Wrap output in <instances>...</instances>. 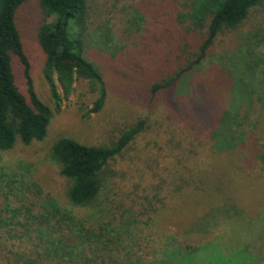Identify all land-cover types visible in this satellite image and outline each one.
<instances>
[{"label": "trees", "instance_id": "16d2710c", "mask_svg": "<svg viewBox=\"0 0 264 264\" xmlns=\"http://www.w3.org/2000/svg\"><path fill=\"white\" fill-rule=\"evenodd\" d=\"M33 1L0 0V156L18 144L29 148L43 142L54 114L60 111L59 102L70 97L76 85L85 83L93 98L84 117L100 113L107 101L106 84L98 67L106 69L107 65H99L87 55L93 7L90 0H36L42 18H53L49 23L42 22L37 39L45 58L43 74L54 111L49 100L44 102L37 96L16 24L19 9ZM263 12L264 0H185L172 18L174 25L185 29L172 51L174 59H170L175 63L167 59L166 74L150 85L151 89L143 86V91L149 88L152 98L161 91H167L169 98L174 96L176 85L182 81L187 84L188 75L195 73L221 37L235 39L238 46L239 37L243 38L242 47L236 48L240 57L231 58L235 74L241 75L229 82L227 90L225 85H218L220 96L210 89L205 91L208 94L190 101L187 116L200 119L209 129L201 153L204 159L189 176L182 172L181 184H176L173 176L168 178L162 206L143 209L142 217L147 215V222L138 236L142 243L134 244L138 253L128 254L124 247V236L128 235L123 200H113L103 212L101 194L119 159L131 150L138 136L150 130L145 118L127 131L116 133L106 145H86L65 137L52 146V160L65 180V199L73 208L97 212L98 221L93 222L92 217L79 219L35 181L16 175L0 177V264H259L264 258V210L259 213L257 206H251L257 194L251 187L264 172V52L260 39L264 20L255 22L252 18ZM133 21L136 27L142 23L139 16ZM103 29L105 22L99 21L94 27L95 31ZM203 31L202 43L190 52L189 48L194 47L183 42L186 36ZM16 64L23 68L19 81L23 89L14 73ZM200 86L193 91L197 93ZM222 99L227 105L221 109ZM252 106H257V116L249 126L253 134L250 137L238 120H243L245 113L253 117L248 112ZM209 159L214 160L210 165ZM202 162H206L204 169L218 174L214 182H201L197 173ZM157 175L161 176L158 184L168 177L161 172ZM174 198L178 203L170 205ZM171 216L173 220L189 218L183 222L186 237L210 235L224 220L231 223L233 232L245 231L249 242L226 248L218 239L189 246L182 239L158 237L157 219L171 220Z\"/></svg>", "mask_w": 264, "mask_h": 264}, {"label": "rangeland", "instance_id": "374dc122", "mask_svg": "<svg viewBox=\"0 0 264 264\" xmlns=\"http://www.w3.org/2000/svg\"><path fill=\"white\" fill-rule=\"evenodd\" d=\"M90 1L93 7L92 18L89 20L91 34L87 55L99 65L101 62L104 66L107 65L106 69L102 68V65L98 66L103 74L108 94L104 108L98 114L84 117L88 109L92 107L93 98L89 96L85 83L76 85V91L59 102L60 111L54 114L48 128V136L43 142L34 143L29 148L18 144L12 151L0 156V177L16 175L18 178L35 181L51 192L60 205L74 211L79 219L86 220L92 217L93 222L98 221L100 216L97 212L94 213L91 209L73 208L65 199V180L59 175V168L52 160V146L57 140L65 137L86 145H106L119 131H127L138 120L147 119L150 130L138 136L133 148L131 147L123 159H119L112 172L108 174L104 193L101 194V202H104L101 205L103 212L113 200H123L122 214H124L123 219H126L124 228L127 227L128 235L124 236V247L128 248V254H134L136 251L139 252L134 244L142 243V240H138V236L145 229L144 224L147 222V215L142 217L143 209L149 211L162 206L167 193L165 186L168 178L173 176L176 184H181L179 178L182 177V172H186L189 176L190 172L198 168L200 161L204 159V156L201 158V153L208 140L209 129L200 119L191 115L187 116L190 114L187 108L190 101L203 96L205 91L210 92V89L220 96L218 85H225L227 90L229 82L233 78H239L241 74H235L231 58L240 57L236 54V50L242 47L240 45L244 41L242 37H239L240 45L238 46L235 39L221 37L195 73L192 76L188 75L187 84L185 85L182 81L176 85L175 89V86L172 87L176 94L171 90L170 92L174 93V96L169 98L167 91H161L152 98L148 93L151 89L150 85L158 82L166 74V66H169V63L166 64L167 59L171 57L174 59L172 51L175 52L182 35L185 34V29L174 25L172 21L185 0ZM137 16L142 20L139 27L133 25V19L135 20ZM52 19V16L42 18L36 0L31 5L20 8L16 18L23 50L29 64L30 79L35 93L44 102L49 100L50 87L43 74L45 58L38 43L37 33L42 22L49 23ZM252 19L255 22L259 19L264 20V12L255 14ZM99 21L105 22V29L95 31L94 27ZM128 21H132V25ZM261 32L263 33L260 38L261 46L264 52V24ZM204 33L203 31L186 36L183 42L194 47L191 48L193 50L189 48L190 52H194V49L202 43ZM99 39L101 44L97 41ZM106 39L107 42H105ZM173 59L170 60L175 63ZM175 65L177 67L180 62ZM22 69L20 64L14 66L20 89H23L19 83ZM217 81H220V84H216ZM200 83L201 86L195 93L193 90ZM143 86L150 89L143 91ZM58 92L62 95L61 90ZM178 93H180L179 97L175 96ZM49 105L54 111L55 107L51 100ZM226 105L225 100L219 101V108L222 109ZM176 107L184 108V110L176 109ZM256 107L252 106V111L248 110L253 117L250 118L249 114L245 113L243 120H238V124H243V130L248 132L250 137L253 134L249 126L255 122ZM193 109L196 111V108ZM250 137L246 139L253 141ZM213 161L209 159L207 164L210 165ZM203 165L206 166V162L197 173L201 177V182H214L218 174L204 169ZM158 172H161L162 176H168L163 184L157 183L161 179V176L157 175ZM110 177L111 180H109ZM256 179L251 189L253 192L257 191V194L251 206L253 208L257 206V211L262 213L264 172ZM258 188L261 189L260 192ZM143 197L147 200H141ZM177 199L171 200L170 205L177 204ZM173 218L174 216H171V220L170 218L157 219L158 237L177 238L180 241L182 239L189 246L202 245L218 239L226 248L249 242V236L245 231L239 229L237 233L233 232L231 223L224 220L213 228L210 235L186 237L183 233V222L188 221L189 218L181 217L174 220ZM263 246L264 241L261 247ZM259 264H264V258Z\"/></svg>", "mask_w": 264, "mask_h": 264}]
</instances>
